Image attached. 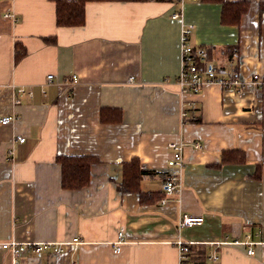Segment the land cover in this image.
I'll use <instances>...</instances> for the list:
<instances>
[{
	"label": "crops",
	"instance_id": "crops-1",
	"mask_svg": "<svg viewBox=\"0 0 264 264\" xmlns=\"http://www.w3.org/2000/svg\"><path fill=\"white\" fill-rule=\"evenodd\" d=\"M227 1L250 4L238 26L200 0L89 2L81 27H58L51 0H0V120L15 118L0 122V264H181L179 242L188 264H264V85L195 94L177 83L190 25V44L220 74L233 62L243 81H264V0ZM16 44L27 52L19 61ZM104 108L121 120L102 122ZM172 143L184 167L167 196ZM232 151L238 162L226 160ZM59 156L94 158L89 185L63 189ZM133 159L152 174L140 183L149 202L120 189ZM184 215L204 223L181 227ZM12 241L64 252L16 258L2 249Z\"/></svg>",
	"mask_w": 264,
	"mask_h": 264
},
{
	"label": "built area",
	"instance_id": "built-area-1",
	"mask_svg": "<svg viewBox=\"0 0 264 264\" xmlns=\"http://www.w3.org/2000/svg\"><path fill=\"white\" fill-rule=\"evenodd\" d=\"M170 2L177 4L179 6H183L187 2H194L198 0H169ZM180 18V13H175L173 15V19ZM194 27L190 25L186 27L181 34L180 37V46H181V71L177 77V83L181 87L183 92L195 93L199 94L203 91V89L208 85H218L224 89H233L240 92L247 84L253 85H264V81L261 80L259 76H255L254 79L248 83L242 80L241 74L234 69L235 64L232 62L230 67L232 72L229 75L220 74L218 72L217 67L210 61L208 54L205 51H200L199 49L194 48L190 44V35L191 31ZM53 76L50 75L48 77V82H51ZM76 77H73L72 84H74ZM19 93H23L24 90H18ZM19 103V100L16 101ZM187 116V112L182 113V117L185 118ZM14 117L5 116L0 122L2 125L11 124L14 121ZM17 140L21 143L25 142V137H17ZM174 153V162L176 167L178 168L177 173H173L169 175L166 179L165 184V193L167 196H172L181 190V170L184 167V159H183V145L181 143H172L170 145ZM10 159L13 157V153H9ZM166 198L162 200V204L166 203ZM204 223L203 217H193L189 215H184L180 226L181 227H194L201 226ZM119 236L122 237L123 233L120 232ZM74 242H78V239H75ZM225 243H228L225 240ZM239 239H235L232 241L233 245L243 244ZM248 243V242H247ZM178 248L180 250V258L181 264H188V255L190 252L189 245L179 242ZM2 249L9 251L13 254L14 257H20L22 254L26 252H36L41 253L45 251H50L55 254H61L64 252V248L62 243H18L16 241L8 242L2 244ZM115 253L119 252L117 248L114 250ZM255 251L253 248H249L248 255H254Z\"/></svg>",
	"mask_w": 264,
	"mask_h": 264
},
{
	"label": "trees",
	"instance_id": "trees-1",
	"mask_svg": "<svg viewBox=\"0 0 264 264\" xmlns=\"http://www.w3.org/2000/svg\"><path fill=\"white\" fill-rule=\"evenodd\" d=\"M56 4V24L58 27H81L86 22V4L89 2H145L151 0H51ZM206 4L222 5V23L229 26H238L241 18L247 13L250 4L246 1L228 2L227 0H200ZM260 14L264 16V2L259 5ZM27 54L26 49L16 44V61H19ZM122 112L119 109H102L101 120L104 123L119 122ZM226 160L230 162H238L234 160L238 152H226ZM232 155V156H231ZM232 157V158H228ZM96 160L92 157H57V163L62 168V187L68 190H80L90 183L91 166ZM151 173L144 170L139 159H133L124 165L123 182L120 189L124 192H134L139 195L142 202H149L151 195L141 191L140 183L146 175ZM152 175V174H151ZM165 195V194H164ZM161 196H158L159 199Z\"/></svg>",
	"mask_w": 264,
	"mask_h": 264
}]
</instances>
